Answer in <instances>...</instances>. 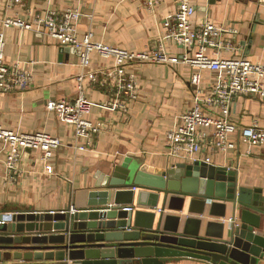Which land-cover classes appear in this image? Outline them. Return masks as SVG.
<instances>
[{
    "label": "crops",
    "instance_id": "1",
    "mask_svg": "<svg viewBox=\"0 0 264 264\" xmlns=\"http://www.w3.org/2000/svg\"><path fill=\"white\" fill-rule=\"evenodd\" d=\"M191 1L196 9V21L208 18L236 31L235 35H228L227 40L232 41L237 50H224L221 56L264 63V0ZM4 5L5 0H0V32H5L7 41L5 60L31 72L33 81L28 89L0 93V125L22 133L43 131L59 137L62 145L47 161L43 160L40 150L24 151L19 162L20 173L11 182L6 170L8 149L0 143V215L4 211L25 209L56 212L68 207L83 208L89 189L97 183L98 172L107 175L126 157L158 168H170L183 162L167 154L166 142L167 132L192 107L191 77L198 70L183 62L186 55L183 47L167 41V50L179 58L178 63L135 64L129 68L137 74L139 94L136 100L129 102L127 113L104 107L109 99L105 91L88 89L86 96L93 106L87 118L102 125V129L92 146L81 149L82 141L75 139L72 127L46 106L52 99L77 97L76 75L80 72L81 50L61 45L42 31L3 28ZM175 8L176 0H161L152 7L147 0H25L21 13L29 10L31 15L44 16L50 10L79 9L83 13L77 25L79 34L92 32L96 41L130 51H149L158 47L167 31L166 17ZM106 62L96 58L94 63ZM223 76L222 72L202 71V94L211 93ZM205 110L223 116L218 108L206 107ZM228 118L240 131L255 123L264 128V101L251 95L235 97L230 103ZM240 131L229 136L233 148L226 152L208 148L202 157H208L209 164L236 171L240 187L261 189L252 201H259L258 207L264 210V144H250ZM133 188L137 193L139 189ZM137 209L148 208L135 206ZM152 211L157 216L163 214L162 202ZM261 231H264V213L261 214ZM0 264L64 263L6 257ZM164 264L209 263L182 258L167 260Z\"/></svg>",
    "mask_w": 264,
    "mask_h": 264
},
{
    "label": "water",
    "instance_id": "2",
    "mask_svg": "<svg viewBox=\"0 0 264 264\" xmlns=\"http://www.w3.org/2000/svg\"><path fill=\"white\" fill-rule=\"evenodd\" d=\"M97 178L83 208L4 211L0 260L164 264L191 258L264 264V210L252 201L261 189L240 187L236 171L205 161L158 168L126 157ZM160 202L167 212L157 216L152 210Z\"/></svg>",
    "mask_w": 264,
    "mask_h": 264
},
{
    "label": "built area",
    "instance_id": "3",
    "mask_svg": "<svg viewBox=\"0 0 264 264\" xmlns=\"http://www.w3.org/2000/svg\"><path fill=\"white\" fill-rule=\"evenodd\" d=\"M161 0H147L150 7ZM25 0H5L4 15L1 18L3 28L18 27L24 30L42 31L56 39L61 45L79 48L80 72L76 75L77 97L52 99L47 108L62 117L72 127L75 139L84 149L92 146L102 125L87 118L93 103L87 98L88 89L103 90L109 99L104 107L117 110L121 114L128 112L129 102L138 98L137 74L129 70L139 64H175L180 60L167 50V41L184 48L183 62L196 68L191 84L193 101L191 109L183 113L178 123L167 132V154L177 160L194 163L210 162L202 157L206 149H218L226 152L234 147L230 134L240 131L229 118L230 103L241 95L256 96L264 101V63L253 62L246 58L223 57L222 51H236L235 44L227 40L228 35L236 31L226 29L206 18L202 22L195 20L196 9L191 0H176V8L166 17L167 31L160 39L156 49L149 51H130L126 48L96 41L92 32L79 34L78 21L83 13L79 9L68 11H48L44 16L31 15L29 10L21 13ZM230 36V37H231ZM6 35L0 32V93L25 90L31 87V72L5 60ZM95 56V58H94ZM108 61L95 65V59ZM222 72L223 77L204 96L202 94V71ZM206 107L220 109L223 116L208 113ZM240 133L250 144H264V128L257 123L244 127ZM0 143L8 149L6 170L9 181H15L20 173L19 162L26 150H40L43 160L47 161L62 145L57 136L46 132L22 133L0 125ZM136 190V187L133 188ZM123 210L132 211L133 206H124ZM162 211V209H158ZM54 213V212H52Z\"/></svg>",
    "mask_w": 264,
    "mask_h": 264
}]
</instances>
